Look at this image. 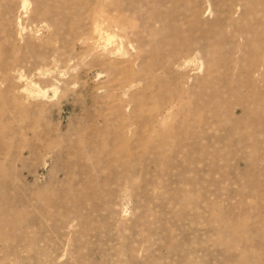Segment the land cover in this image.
<instances>
[{
	"label": "rangeland",
	"instance_id": "1",
	"mask_svg": "<svg viewBox=\"0 0 264 264\" xmlns=\"http://www.w3.org/2000/svg\"><path fill=\"white\" fill-rule=\"evenodd\" d=\"M261 32L264 0H0V264H264Z\"/></svg>",
	"mask_w": 264,
	"mask_h": 264
},
{
	"label": "bare ground",
	"instance_id": "2",
	"mask_svg": "<svg viewBox=\"0 0 264 264\" xmlns=\"http://www.w3.org/2000/svg\"><path fill=\"white\" fill-rule=\"evenodd\" d=\"M100 5V4H99ZM99 12V11H98ZM102 12V11H101ZM101 14V13H100ZM257 35L259 36V42H263L262 44H260V51H262V53H264V32L262 33H257ZM207 43H202V44H195V46L193 45H188V47L186 48L185 50V53L183 55V58L186 60H189V51H196V53H201L202 49L205 48V47H208L207 45L205 44H208V41H206ZM191 49V50H189ZM182 58V59H183ZM174 59L171 60V62L173 61ZM252 60V59H251ZM202 63V62H201ZM1 74V73H0ZM3 75V74H2ZM227 82V81H226ZM229 82V81H228ZM229 94V93H228ZM243 111V110H242ZM1 113H5L3 110H1ZM9 144L10 146L8 147L7 150H10L11 148H13L12 144L10 143H7ZM5 144V145H7ZM12 159V158H11ZM17 159H20L19 157H15V160ZM220 230L221 232L224 234L225 232H228V233H232L234 232L235 230V227L234 226H229V227H226L225 225H220Z\"/></svg>",
	"mask_w": 264,
	"mask_h": 264
}]
</instances>
